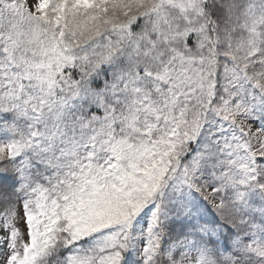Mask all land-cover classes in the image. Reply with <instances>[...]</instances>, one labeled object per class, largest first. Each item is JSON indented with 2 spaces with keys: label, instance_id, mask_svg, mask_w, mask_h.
<instances>
[{
  "label": "snow or ice",
  "instance_id": "snow-or-ice-1",
  "mask_svg": "<svg viewBox=\"0 0 264 264\" xmlns=\"http://www.w3.org/2000/svg\"><path fill=\"white\" fill-rule=\"evenodd\" d=\"M0 264H264V0H0Z\"/></svg>",
  "mask_w": 264,
  "mask_h": 264
}]
</instances>
